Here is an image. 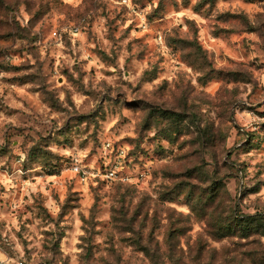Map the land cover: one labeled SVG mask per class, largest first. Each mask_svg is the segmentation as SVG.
I'll return each mask as SVG.
<instances>
[{"label":"rangeland","instance_id":"374dc122","mask_svg":"<svg viewBox=\"0 0 264 264\" xmlns=\"http://www.w3.org/2000/svg\"><path fill=\"white\" fill-rule=\"evenodd\" d=\"M0 260L264 264V0H0Z\"/></svg>","mask_w":264,"mask_h":264},{"label":"built area","instance_id":"2783aa9c","mask_svg":"<svg viewBox=\"0 0 264 264\" xmlns=\"http://www.w3.org/2000/svg\"><path fill=\"white\" fill-rule=\"evenodd\" d=\"M0 264H11V263L8 262V261H2V260H0Z\"/></svg>","mask_w":264,"mask_h":264}]
</instances>
